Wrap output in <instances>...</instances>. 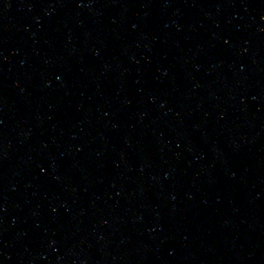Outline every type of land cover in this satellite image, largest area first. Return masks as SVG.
Here are the masks:
<instances>
[{
	"label": "water",
	"instance_id": "95a60500",
	"mask_svg": "<svg viewBox=\"0 0 264 264\" xmlns=\"http://www.w3.org/2000/svg\"><path fill=\"white\" fill-rule=\"evenodd\" d=\"M0 264H264V0H0Z\"/></svg>",
	"mask_w": 264,
	"mask_h": 264
}]
</instances>
